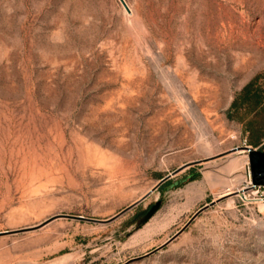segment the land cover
Returning <instances> with one entry per match:
<instances>
[{"label": "rangeland", "instance_id": "rangeland-1", "mask_svg": "<svg viewBox=\"0 0 264 264\" xmlns=\"http://www.w3.org/2000/svg\"><path fill=\"white\" fill-rule=\"evenodd\" d=\"M125 1L0 0V230L24 228L0 264H125L228 189L126 264H264L227 113L264 73V0ZM197 160L112 221L53 218H109Z\"/></svg>", "mask_w": 264, "mask_h": 264}, {"label": "water", "instance_id": "water-1", "mask_svg": "<svg viewBox=\"0 0 264 264\" xmlns=\"http://www.w3.org/2000/svg\"><path fill=\"white\" fill-rule=\"evenodd\" d=\"M123 3L126 4L125 0H122ZM238 149H244L249 157V162H250V173H251V178L254 184H264V149H260L258 147H255L252 144H243L239 146H235L232 151H237ZM199 162V160L194 161V162H188L172 172L164 175L161 177L158 182L150 189L148 190L143 196H141L139 199L134 201L133 203L127 205L123 209H121L119 212L114 214L113 216L109 218H95V217H89L85 216L82 214H71V213H60L57 214L55 217H66V218H75V219H85V220H91V221H98V222H109L120 216L121 214L125 213L126 211L130 210L134 206L138 205L141 203L145 198H147L152 192H154L157 188H159L163 183L171 179L174 175L185 169L186 167L193 165L195 163ZM182 180H177L173 182V184H179ZM229 197L228 194L218 196L217 198L211 200L210 202L204 204L200 208L197 209V211L191 216V218L186 222V224L179 229L174 235H172L170 238H168L165 242H163L161 245L155 247L154 249L146 252L145 254L133 257L129 259L126 263H129L133 260L143 258L145 256H148L159 249L165 247L167 244L172 242L176 237H178L189 225L190 223L205 209L209 208L212 205H215L217 202L224 200L225 198ZM163 200L162 199H157L153 204L150 205L148 210L136 220V226L140 227L142 224L146 223L156 212L157 210L161 207ZM51 218V219H53ZM24 228L20 229H13V230H0V235L2 234H7V233H14L18 231H22Z\"/></svg>", "mask_w": 264, "mask_h": 264}, {"label": "trees", "instance_id": "trees-1", "mask_svg": "<svg viewBox=\"0 0 264 264\" xmlns=\"http://www.w3.org/2000/svg\"><path fill=\"white\" fill-rule=\"evenodd\" d=\"M227 113L242 123L249 144L258 146L264 142V73L254 76L236 93Z\"/></svg>", "mask_w": 264, "mask_h": 264}, {"label": "built area", "instance_id": "built-area-1", "mask_svg": "<svg viewBox=\"0 0 264 264\" xmlns=\"http://www.w3.org/2000/svg\"><path fill=\"white\" fill-rule=\"evenodd\" d=\"M262 186H264V184H254L250 174L249 179L246 181V184L243 187V190H245L248 197V199H245L250 201H258L259 199H261L258 197V193Z\"/></svg>", "mask_w": 264, "mask_h": 264}, {"label": "bare ground", "instance_id": "bare-ground-1", "mask_svg": "<svg viewBox=\"0 0 264 264\" xmlns=\"http://www.w3.org/2000/svg\"><path fill=\"white\" fill-rule=\"evenodd\" d=\"M238 153H245L247 155V152L244 150V149H238L237 150ZM247 157V156H246ZM247 161V160H246ZM232 192H234L232 189H228L226 190L223 194H228L229 196L232 194ZM236 192L239 194V195H242V196H245L246 192L245 190H243V188H240L238 190H236Z\"/></svg>", "mask_w": 264, "mask_h": 264}]
</instances>
